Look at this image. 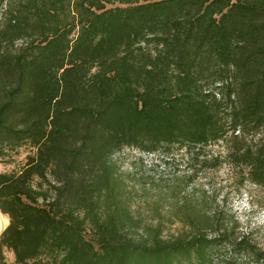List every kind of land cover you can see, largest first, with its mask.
<instances>
[{"label": "trees", "instance_id": "16d2710c", "mask_svg": "<svg viewBox=\"0 0 264 264\" xmlns=\"http://www.w3.org/2000/svg\"><path fill=\"white\" fill-rule=\"evenodd\" d=\"M236 74L246 92L234 113L247 119L235 115L230 130L253 132L264 125V0H0V162L37 148L18 170L0 172L2 211L22 204L4 233L17 260L31 250L54 262L60 254L61 264H232L220 258L223 231L180 239L164 261L160 241L100 252L82 241L77 214L92 219L89 197L101 192L84 173L112 167L114 152L169 160L185 144L200 154L222 139L227 108L202 110L232 100ZM221 86L217 98L211 89ZM232 139L228 154L254 166L249 175L264 185V138ZM48 195L51 205L39 206ZM238 246L246 261L264 264L261 254L248 258L245 237Z\"/></svg>", "mask_w": 264, "mask_h": 264}, {"label": "rangeland", "instance_id": "374dc122", "mask_svg": "<svg viewBox=\"0 0 264 264\" xmlns=\"http://www.w3.org/2000/svg\"><path fill=\"white\" fill-rule=\"evenodd\" d=\"M238 76L241 75L236 74L229 82L235 87V92L231 94L232 100L223 101L216 106L210 102L204 105L203 117L218 108H227V113L223 116L225 122L222 139L207 145L200 154L193 152L194 143L185 144V147L169 160L156 154L123 149L113 153L112 167L104 169L98 164H93L91 169L84 173V182L88 187L93 181L101 193L99 197L95 194L98 201L89 197V201L93 202L89 212L92 219L84 220L83 211L77 214L83 220L82 241L89 242L92 249L100 252L105 249L128 248L132 243L154 245L155 241H160L166 246L161 256L156 255L164 261L168 252L170 253L168 249L178 244L180 239L188 241L201 234L209 238L216 236L218 231H223L225 247L220 248L221 260L226 262L233 257L232 264H253L244 259L243 248L240 250L238 246L240 240L245 237L248 258L256 259L261 254L264 261V185L249 175L254 166L242 161L236 153L228 154L230 145L234 147L233 135L242 133L246 140L251 141L250 144H259L262 141L260 139L264 138V125L253 132H250L253 130L252 126L244 127L238 124L235 125V130H230L234 126L231 119L235 115L241 114L237 116L247 119V113H234L239 107L238 99H243L246 92L243 84L237 86L241 82ZM211 90L217 98L226 95L224 86ZM207 99L209 100L210 96ZM192 131L196 133L201 129L196 127ZM238 146L242 153L243 143ZM198 149L199 147L196 151ZM36 153L37 148L22 147L13 162H0V172L18 170L25 162L27 154ZM211 155L217 159L213 160L214 157H211L213 162L205 163L207 156ZM209 195L216 200L214 203L210 199L204 200ZM53 200V197L48 195L45 200L48 204L40 201L39 206L48 207ZM13 202L6 205L7 212L2 211L0 207V215L3 217L0 228V264H61L63 257L60 254H55L54 262L47 260L48 256H39L31 250L26 252L22 261L17 260L15 251L8 245L7 237L4 236L5 231L15 222L11 213H17L22 207L20 202ZM54 204L56 209L66 208L64 201H54ZM217 209L222 211L219 213L222 216L215 218L214 212ZM11 237L17 244L18 238L12 235ZM27 242L28 240H24L23 243ZM211 264H222V261L215 260Z\"/></svg>", "mask_w": 264, "mask_h": 264}, {"label": "bare ground", "instance_id": "6f19581e", "mask_svg": "<svg viewBox=\"0 0 264 264\" xmlns=\"http://www.w3.org/2000/svg\"><path fill=\"white\" fill-rule=\"evenodd\" d=\"M2 219L3 217L0 215V228H2Z\"/></svg>", "mask_w": 264, "mask_h": 264}]
</instances>
